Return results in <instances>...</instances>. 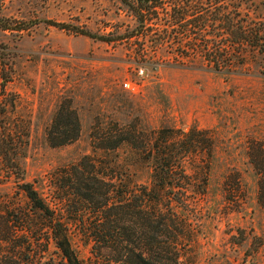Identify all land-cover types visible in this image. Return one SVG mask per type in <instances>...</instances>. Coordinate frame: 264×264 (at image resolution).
Listing matches in <instances>:
<instances>
[{"label": "rangeland", "instance_id": "1", "mask_svg": "<svg viewBox=\"0 0 264 264\" xmlns=\"http://www.w3.org/2000/svg\"><path fill=\"white\" fill-rule=\"evenodd\" d=\"M136 1L0 2L1 24L25 28L19 34L0 28V264H65L47 217L33 213L23 184L54 206L70 192L62 172L86 158L87 170L94 165L106 181L150 188V170L136 151L112 148L131 138L140 150L153 132L191 129L203 132V144L184 165L194 175L172 227L180 255L185 264H264V206L257 203L255 169L264 162V58L250 57L242 74L229 78L210 72L204 56L222 49L221 31L207 17L202 31L170 25L183 8L180 0H143L145 25H159L148 34L160 39L158 47L138 35L121 39L138 27ZM188 2L190 13L206 15L218 6L216 0ZM175 36L196 50L193 63L176 57L184 44H174ZM183 51L188 54V47ZM124 83L137 85L136 93ZM60 108L75 114L79 135L52 148L47 133ZM148 199L141 234L151 238L161 220L155 199ZM92 207L82 206L80 219L73 208L65 212L71 249L81 264H121L117 247L101 250L88 242L83 229L102 216ZM160 257L169 263L172 254Z\"/></svg>", "mask_w": 264, "mask_h": 264}, {"label": "trees", "instance_id": "2", "mask_svg": "<svg viewBox=\"0 0 264 264\" xmlns=\"http://www.w3.org/2000/svg\"><path fill=\"white\" fill-rule=\"evenodd\" d=\"M151 1L157 2L158 0H148V2ZM135 3L137 6L135 5L134 17L138 27L130 34H125L121 39H132L134 35H138L144 41H151L150 43L154 44V47H158L160 39H150L148 34L159 25H145L140 13L147 5L143 0H137ZM180 4L183 8H180V12L175 13V16L172 17L173 20L168 21L170 25H178L177 28L180 30L198 27L197 30L202 31L209 22L205 19L207 17L210 20L214 19L212 23H216L217 30L221 31V34L218 35L220 39H218L222 49L204 56L210 65V72L218 70L220 75L229 78L242 74L244 68L246 69L249 64L250 57L258 55L264 58V0H216L217 9L206 15L191 10L190 13L187 10L188 0H180L178 6ZM144 12H149V10ZM190 18L191 20H188ZM183 21L184 23L180 24ZM154 22L162 21L155 18ZM15 24L12 21H5L2 24L0 22V28L2 31L17 34L25 31L24 26H12ZM213 24L208 28H212ZM98 39L105 43L113 41L106 37ZM172 41L178 46L184 44L181 49L176 50L177 58L188 59L189 63H193L195 58H198L193 46H188L187 38L175 36ZM210 41L213 44L216 43V40ZM185 47H188V54L183 51ZM151 71H155V69H151ZM69 127L72 129L70 130ZM202 134L203 132L192 129L188 132L158 130L144 138V144L140 150L134 147L131 138L119 140V144L112 150L122 146L134 149L137 156L150 170L152 185L150 188L125 185L117 178L109 180L110 182L106 181L96 171L94 165L89 164V170H87L85 167L87 159L83 158L80 163L71 167L72 172H62L60 179L65 182L70 192L62 196L58 202H54V206L50 205L30 184H23L21 191L25 194L33 213L40 212L47 217L50 237L65 264H81L69 244L70 224L67 221L70 218L65 212L68 208H73L76 212L74 214L80 215L78 216L80 219L84 213L80 210L82 206H95L92 207L93 211L102 215L93 223L92 228L83 229V232L89 234L88 242L93 246L100 247L101 250L110 248L114 251L113 248L117 247L116 263L185 264L179 250L181 241L172 234V227L177 219L175 217L176 210L186 203V193L191 186L188 180L194 175L193 172L187 173L184 165L186 160L192 157L191 155L195 156L201 152L203 142L199 138ZM78 135L79 124L75 114L60 108L47 133L49 146L52 148L63 147L75 141ZM102 149L105 151L106 147ZM83 166L84 168H82ZM194 169L197 168L194 167ZM255 169L257 175H260L256 184L257 203L264 206V162L257 161ZM135 187L140 188L141 191L139 192ZM145 198L155 199V212L161 220L159 231L154 232L151 238L141 234L143 232L141 222L144 219L142 203ZM155 212L151 213L152 217ZM76 221L79 224L81 222L78 219ZM170 237H173V240H170ZM166 253L172 254L169 263L160 257Z\"/></svg>", "mask_w": 264, "mask_h": 264}, {"label": "built area", "instance_id": "3", "mask_svg": "<svg viewBox=\"0 0 264 264\" xmlns=\"http://www.w3.org/2000/svg\"><path fill=\"white\" fill-rule=\"evenodd\" d=\"M123 87H124L126 90L130 91L131 93H136L137 88H138L137 85L132 84V83H124V84H123Z\"/></svg>", "mask_w": 264, "mask_h": 264}]
</instances>
